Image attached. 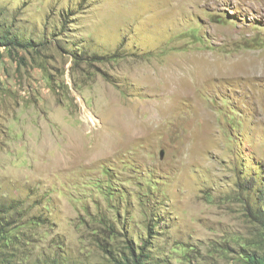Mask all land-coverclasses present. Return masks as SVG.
<instances>
[{"label":"rangeland","instance_id":"obj_1","mask_svg":"<svg viewBox=\"0 0 264 264\" xmlns=\"http://www.w3.org/2000/svg\"><path fill=\"white\" fill-rule=\"evenodd\" d=\"M0 25V200L43 215L34 256L236 264L264 235V0H0Z\"/></svg>","mask_w":264,"mask_h":264},{"label":"trees","instance_id":"obj_2","mask_svg":"<svg viewBox=\"0 0 264 264\" xmlns=\"http://www.w3.org/2000/svg\"><path fill=\"white\" fill-rule=\"evenodd\" d=\"M23 41L17 35H13L9 27L0 25V47L10 48L22 46ZM264 195V191H262ZM264 212V203L262 204ZM26 209L21 208L19 203L0 200V264H71L69 257L58 247L51 255L41 253L42 257L33 255L32 234L42 224V214L38 217L31 215L22 219ZM38 218V219H37ZM264 234V213L260 221ZM32 230L33 233L28 232ZM31 236V237H30ZM128 255L120 258L108 257V264H168L158 255H153L152 250L146 247L129 246ZM180 251V264H193L194 255L192 250L185 247ZM196 264H201L196 260ZM236 264H264V235L252 244V248L242 249L238 255Z\"/></svg>","mask_w":264,"mask_h":264},{"label":"bare ground","instance_id":"obj_3","mask_svg":"<svg viewBox=\"0 0 264 264\" xmlns=\"http://www.w3.org/2000/svg\"><path fill=\"white\" fill-rule=\"evenodd\" d=\"M204 71V70H203ZM202 71V72H203ZM204 73V72H203ZM204 76V75H203ZM205 76H206V74H205ZM174 82V81H173ZM182 86V85H181ZM90 121H91V123L93 124L94 122H93V120H92V118H90Z\"/></svg>","mask_w":264,"mask_h":264}]
</instances>
